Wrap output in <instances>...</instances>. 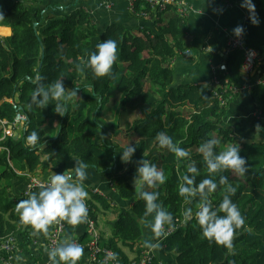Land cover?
<instances>
[{"label": "trees", "instance_id": "1", "mask_svg": "<svg viewBox=\"0 0 264 264\" xmlns=\"http://www.w3.org/2000/svg\"><path fill=\"white\" fill-rule=\"evenodd\" d=\"M224 2L234 7L243 0ZM253 3L260 23L253 25L249 12V33L244 32L242 37L244 46L257 52L261 62L264 0ZM150 5L137 0L132 13L143 20L154 17L153 31L143 27L139 34H133L120 24H112L99 33L83 7H55L43 0H0V12L4 15L0 27L11 30L9 37H0V121L7 128L17 114L25 118L17 139L4 137L0 126V239L22 233L24 228L16 205L27 198L12 197L10 183L27 175L47 176L50 170L75 161V156L89 166L87 169L109 181L121 203L131 202V207L124 210L86 187L92 219L97 221L98 212L115 218L111 224H105L108 233L99 234L97 247L117 253L120 264H131L144 251L140 221L145 203L138 197L134 177L136 161L146 159L164 172L165 183L156 190L160 193L159 202L174 218L171 226H165L171 227L172 232L161 242L168 259L164 262L154 257L150 264H171L172 257L175 264H264V144L242 141L223 126L230 102L247 81L242 70L243 52L230 49L223 57L211 56V65L218 67L224 63L227 67L225 71L216 70L218 84L211 74L209 83L175 85L169 63L178 52L192 47L197 34L173 5L163 9ZM47 10L63 15H47ZM107 39L117 41V60L111 76L97 77L86 67V61L96 45ZM37 75L44 78L40 82L45 85L64 76L67 90L78 88V97L67 101L64 116L55 113L54 100L45 108L32 102ZM232 88L237 90L235 94L230 92ZM251 98L264 120L263 84L251 88ZM33 130L40 134V142L29 146L26 138ZM160 132H166L174 143L191 152V160L200 171L197 183L204 178L218 183L220 175L228 177V184H218L211 195L214 204L218 205L228 194V186L236 189L231 198L245 215V224L236 231L232 247L202 235L195 218L199 198L186 204L178 194L179 176L185 172L188 161L177 160L173 153L159 146L156 136ZM114 138L136 147L132 162L121 161V151L127 144L119 145ZM209 138L220 140L217 152L228 144L239 143L240 155L247 163L244 176L231 170L208 173L198 147ZM188 207L193 209L191 220L182 214ZM102 257L101 253L96 255L97 263Z\"/></svg>", "mask_w": 264, "mask_h": 264}, {"label": "clouds", "instance_id": "2", "mask_svg": "<svg viewBox=\"0 0 264 264\" xmlns=\"http://www.w3.org/2000/svg\"><path fill=\"white\" fill-rule=\"evenodd\" d=\"M241 6L251 13L250 20L253 25L260 23L253 0H243ZM3 17V13L0 12V19ZM244 31V27L240 25L233 29V34L241 37ZM116 60L117 41L107 39L97 44L96 50L89 54L86 67L90 68L97 77L111 76ZM224 67L221 65V69ZM63 77L45 85L40 82L44 78L37 75V86L32 95V102L45 108L50 100H54L56 101L55 113L64 116L67 111V101L78 97V88L67 90L63 84ZM257 130H259V125H257ZM156 140L161 148H166L173 153L177 160L188 161L185 172L179 176L178 194L184 198L186 204L199 198V209L195 212V218L202 235L218 244L232 247L236 231L245 224V215L231 198L236 189L228 186V194L223 196L218 205L214 204L210 198L217 190L218 184H228V177L220 175L218 183L212 178H204L197 183L196 178L200 175V171L195 161L191 160V152L174 143L173 138L166 132L158 133ZM39 142L40 134L36 130L31 131L26 138L27 145L36 146ZM219 144L220 140L209 138L198 147L208 173L217 174L231 170L235 174L244 176L247 163L246 159L240 155L239 143L228 144L224 150L217 152L216 148ZM135 151L136 147L128 143L121 151V161L132 162ZM72 157L75 160L72 168L50 176L46 183L39 186V191L32 192L27 199H21L17 203L16 211L19 213L20 223L30 226L33 235L47 234L49 227L60 221H66L72 226L87 222L89 192L84 182L88 178L87 168L89 166L83 160ZM136 165L134 187L137 189L139 199L145 203V211L140 222L152 233V238L146 239L144 246L149 250H158L161 248V239L166 238L167 235L165 226H171L174 220L173 214L159 202L160 193L156 190L159 185L165 183L166 177L161 169L146 159L136 161ZM182 214L186 220H191L193 209L188 207ZM148 217H151V220H148ZM47 254L51 264H78L84 255V248L72 236H66L56 247L48 250ZM14 259L20 262L23 257L16 255ZM117 259L118 254L109 251L101 264Z\"/></svg>", "mask_w": 264, "mask_h": 264}, {"label": "crops", "instance_id": "3", "mask_svg": "<svg viewBox=\"0 0 264 264\" xmlns=\"http://www.w3.org/2000/svg\"><path fill=\"white\" fill-rule=\"evenodd\" d=\"M88 1L90 4L85 5L83 3L81 7L88 11L91 20L96 25L99 33H102L108 26L112 24H120L125 28L126 32L133 34H139V30L143 27H148L151 31L154 30V17L144 20L137 18L132 13L128 0ZM145 1L158 2L160 0ZM242 3L243 2H240L234 7L227 8L224 6L221 0H176V5H173V8L176 9L177 13L184 16L187 26L195 31L197 35L193 41L192 47L185 52H178L172 62V65L174 66L173 70L175 85L200 83L203 82L206 77H208V80L210 81L211 56L215 54H218L222 57L225 56L226 41L228 37L234 36L233 29L240 25L245 27V14H247L249 11L241 6ZM142 16L147 17L148 15L142 14ZM166 18L168 19V17ZM1 29H7L9 31L8 34H0L2 36H0L1 38H6L11 35V30L9 28L0 27V30ZM248 29L249 27L246 28L244 32L249 33ZM190 62L192 66H195L197 63H199L198 67H201V70L200 74L191 76L189 78L185 74L180 73L179 70L181 68L191 67ZM244 76L246 77L247 81L244 87L238 93L237 98L230 102L227 114L223 121V126L230 129L235 137L242 141L259 142L264 144V120H261L256 109L255 102H253L251 98V88L260 81L264 82V61H261L258 65H256L250 76L245 74ZM257 125H259V130H257ZM20 131L21 129H19L17 132L11 130V136H14V134L17 133L19 137ZM74 165L75 161H72L57 169L49 171L48 175L44 177L45 179H49L50 176L62 173L67 169L72 168ZM87 173L88 178L84 182L87 188L98 189V191L104 194L99 195L107 198L109 203L111 202L115 206L118 204L117 206H119L121 209L127 210L131 207V202L126 204L121 203V199L113 190L110 189L108 180H106L104 177H101L95 170L87 169ZM26 183L27 178L14 179L10 183V192L12 197H19L23 195L25 192ZM39 190L40 189H37L33 192H37ZM110 216L111 218L103 219L104 216L98 212L96 225L100 235L103 233H108V230H104L103 227L106 228L105 224H111L114 220V217L112 215ZM62 222L65 227L62 240L66 236H72L76 241L79 239L82 240L80 243L83 245L88 243L90 237L88 236L89 234L85 229L84 223L72 226L66 221ZM52 226L53 225L49 227L47 234L41 233L38 235H33L31 227L24 225L22 233L12 236L15 238L14 242L16 250L10 253L6 260L2 258L0 260V264H51L48 258V249L46 244ZM142 229L143 236L141 243L145 250H149L144 246V241L146 239H151L152 233L151 230L146 228L144 224H142ZM85 238L86 240L84 241ZM163 240L164 239H161L160 242ZM153 242H155V240H153ZM149 251H151L156 258L160 257V259L163 261L169 257L167 253L163 252L162 243L160 249ZM16 255H21L23 260L20 262L15 261L14 257ZM169 259L172 261L173 257ZM78 264H91L90 253L87 249H84V255L78 261Z\"/></svg>", "mask_w": 264, "mask_h": 264}, {"label": "built area", "instance_id": "4", "mask_svg": "<svg viewBox=\"0 0 264 264\" xmlns=\"http://www.w3.org/2000/svg\"><path fill=\"white\" fill-rule=\"evenodd\" d=\"M136 1L137 0H128L129 7H130L131 11H132ZM143 1H145V0H143ZM148 3H150L152 6L155 5L161 9H163L167 5H176V0H160L158 2H148ZM223 4H224V6H228L227 2L223 3ZM246 20H247V18H246ZM230 49H238V50L243 52L244 59L242 62V70H243V73L245 75L250 76L252 74V72L254 71V68L256 67L257 63L260 60L259 54L257 52H255L254 50L248 49L244 46L242 36L241 37L231 36V37L227 38L225 55L228 54ZM185 55H187V54H185ZM221 65H224L225 67L223 69H221ZM217 69H219L220 71H225L227 69V67L224 63L220 64L218 67L211 65V74L214 76L213 80L215 81V84H218V81L216 79V70ZM263 83L264 82L260 81L258 84H263ZM230 92H232V94H235L237 92V90L232 88L230 90ZM24 123H25L24 116L17 114L12 125L13 126L19 125L20 129H22ZM2 124H3V122L0 121V125H2ZM8 133L10 134L9 130H8ZM4 136H6V134H4ZM9 136H11V134ZM46 182H47L46 180H42L38 177H29L27 185H26L25 194L28 196L34 190L40 189L39 186L41 184L46 183ZM88 208H89L88 209L89 210V216H88L87 222L84 223V226H85L86 231L90 235V241L86 245H83V244L79 243L78 241H76V242L81 244L84 249H87L89 251L90 258H91V264H101V262L105 260L106 254L110 250L100 251L99 248L97 247V243L99 240V233L97 231L95 222L90 215L89 205H88ZM172 230L173 229L171 227L168 229L166 228V232H167L166 236H168L172 232ZM62 236H63V225H62V223H56L54 225L53 229L51 230L50 235L48 237L47 244H46L47 249L50 250L51 248L56 247L57 244L61 241ZM14 241H15V238L11 236V237L6 238V240L1 244V246H0V260L3 258V256H4V259L6 260L7 256H9L10 253H12L14 250H16V246H15ZM98 253H101L103 255V257L101 258L99 263H97V258H96V255ZM154 257H155V255L151 251H145L144 250L142 252L141 256L138 258V260L132 262V264H150ZM107 264H120V263L116 260V261H108Z\"/></svg>", "mask_w": 264, "mask_h": 264}, {"label": "rangeland", "instance_id": "5", "mask_svg": "<svg viewBox=\"0 0 264 264\" xmlns=\"http://www.w3.org/2000/svg\"><path fill=\"white\" fill-rule=\"evenodd\" d=\"M223 3H226V2H224V0H221ZM31 2L32 3H35V0H31ZM44 2L47 4V5H50V6H62V5H70V4H72V5H74V6H77V7H81L82 5H83V3L86 5V4H90V2L88 1V0H44ZM225 7H227V8H230V6H229V4H228V6H225ZM249 12H247V14H248ZM46 14L47 15H51V14H54L56 17L57 16H62L63 15V13L62 12H60V11H51V10H47L46 11ZM247 14H245V18H248L247 17ZM250 29V28H249ZM249 29H248V31H249ZM9 33V31L7 30V29H1L0 30V34H8ZM1 36V35H0ZM235 36V35H234ZM2 37V36H1ZM177 58V57H176ZM181 60V59H180ZM190 64H191V62H190ZM169 66H170V68H172V69H174V66L172 65V63H169ZM199 66V63H197V65H195V66H192V64H191V67H188V68H181L179 71H180V73H182V74H185L186 76H188L189 78L191 77V76H194V75H198V74H200V70H201V67H198ZM196 67H197V69H196ZM199 69V70H198ZM176 71V70H175ZM204 73V72H203ZM202 73V74H203ZM209 80H208V77H206L205 78V80L202 82V83H209L208 82ZM136 113V116L138 115V111H135ZM130 119V118H129ZM128 119V120H129ZM3 122V121H2ZM4 124H5V122H3V124L2 125H0L1 127H2V129H4L3 130V133L4 134H6V136H9L10 134L8 133V130L9 131H11V130H14L15 132H17L19 129H20V126L18 125V126H13L12 124L10 125V126H8L7 128H4ZM8 134V135H7ZM5 137V136H4ZM116 141V143H118L119 145H123V144H127V141H124V140H121L120 138H114V142ZM0 150H3L1 147H0ZM50 171H52V170H50ZM29 177H38V178H40V179H42V180H48V179H45V177H44V179H43V177H40V176H30V175H27L26 176V178H27V182H28V179H29ZM26 185H27V183H26ZM93 189V191H94V193H97L98 195L99 194H102V195H104L103 193H101L100 191H98V189H95V188H92ZM25 190H26V188H25ZM37 190V189H36ZM32 193V192H31ZM30 193V194H31ZM29 194V195H30ZM23 195H24V197H26V198H28V196L25 194V192L23 193ZM110 205H113V203H109ZM89 209V208H88ZM106 218H111V216L109 215V214H106L104 217H103V219H106ZM115 219V218H114ZM114 221V220H113ZM94 222H95V225H96V221L94 220ZM106 222V221H105ZM59 223H62V225H63V232H64V224H63V222L62 221H60ZM107 223V222H106ZM56 224V223H55ZM55 224H53V226H52V229H53V227H54V225ZM96 228H97V225H96ZM51 229V230H52ZM103 229L104 230H108L107 228H104L103 227ZM97 231H98V229H97ZM51 232V231H50ZM88 233V232H87ZM50 235V234H49ZM89 237H90V235H88ZM100 236V235H99ZM11 237V236H10ZM8 238V237H7ZM62 238H63V236H62ZM163 239V238H162ZM6 239H0V246H1V244L5 241ZM62 240V239H61ZM78 241V240H77ZM89 241H90V239H89ZM88 241V242H89ZM79 243H80V241H78ZM82 244V243H81ZM145 250V249H144ZM145 251H149V250H145ZM142 254V253H141ZM141 254H140V256H141ZM139 256V257H140ZM138 257V258H139ZM3 258H4V256H3ZM130 258H132V257H130ZM138 258L136 259V260H138ZM136 260H134V261H136ZM134 261H132V262H134ZM132 262H131V264H132ZM172 264H174V260L172 259Z\"/></svg>", "mask_w": 264, "mask_h": 264}, {"label": "water", "instance_id": "6", "mask_svg": "<svg viewBox=\"0 0 264 264\" xmlns=\"http://www.w3.org/2000/svg\"><path fill=\"white\" fill-rule=\"evenodd\" d=\"M248 25H249V23H247V21H246V24H245L244 28L245 29L248 28L249 27ZM34 27H36V24H34ZM17 137H18V134L16 133V134H14L13 139H17Z\"/></svg>", "mask_w": 264, "mask_h": 264}]
</instances>
